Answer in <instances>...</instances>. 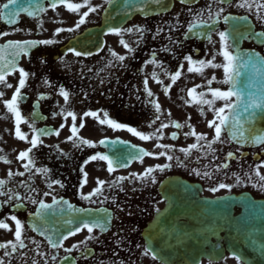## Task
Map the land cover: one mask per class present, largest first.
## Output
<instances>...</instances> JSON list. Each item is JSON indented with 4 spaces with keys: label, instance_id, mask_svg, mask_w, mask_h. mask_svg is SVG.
<instances>
[{
    "label": "flooded vegetation",
    "instance_id": "obj_1",
    "mask_svg": "<svg viewBox=\"0 0 264 264\" xmlns=\"http://www.w3.org/2000/svg\"><path fill=\"white\" fill-rule=\"evenodd\" d=\"M4 2L6 0H0V3ZM241 2L250 4L251 8L237 6ZM67 3H81L84 6L78 12H72L67 10ZM106 4L105 0H87V3L85 0H66L65 4L57 7L55 11L49 4H46L47 11L38 19L21 16L19 23L13 27L7 26L0 20V33H9L0 36V43L49 39L55 41L50 45L40 44L39 50L27 57H22L20 61L19 68H23L29 75L25 77V87L21 89V96L25 98L18 99V110L21 113V121L18 124L14 114L6 109L4 101H10L16 91L20 79L19 72L6 76V83H0V91L4 92V96L0 98V149H2L0 157L11 161L9 164L0 159V179L6 181L4 191L11 189L13 192H19L21 196H30L32 199L46 203L53 201L52 197L55 196L56 199H69L71 203L84 208L107 207L114 211V223L109 232L100 233L94 230L91 234L93 238L85 245L80 243L89 236L87 230L84 229L65 240L62 248L54 249L28 227V217L37 209L38 203L32 204L24 200L21 207H17V203L21 202L16 201L11 204L0 203V221L7 223L11 229L10 231L0 229V244H8V242L17 244L15 251L10 246L0 248V261H4V264H34V262L45 264V261L47 264H158L152 259L143 231L149 225L150 220L167 206L161 184L168 178L179 177L200 185L197 193L191 191L189 196L192 199L210 200L247 193L255 200H264V190L261 188L259 177L255 175L257 167L264 164V146L243 149L231 143L223 132L220 141L212 144L210 148L207 146L215 135L214 128L210 129L208 122L216 120L219 123L215 110L224 106L225 103L221 99L212 97L211 91L223 90L225 86L223 81L226 79L224 66L227 63L219 64L220 67L215 73L195 74L197 72V70L194 72L195 69L203 65H191L194 71L189 73L187 69L190 65L185 59L191 56L194 61H206L207 46L219 39L217 33L225 29L221 22L222 17L218 22L215 16L211 20L208 19L209 4H212L213 13L223 7L225 10L222 15L248 16L256 29L264 32V8L257 7V5L264 4V0H233L229 5H220L214 3V0H202L197 6L191 8V12L190 8H181L177 15L171 16L170 20L165 21L166 18L148 22L139 20L129 25L125 30L131 29L132 31L110 36L105 48L95 56L89 58L60 56L59 47L83 30L96 25L98 22L94 21L98 19L99 12ZM89 5L97 10L90 12ZM85 12L89 14L85 17V23L79 28L72 32H61V38L47 37L51 30L57 28H75L77 21ZM197 12H202L203 16H197ZM193 17L197 23L206 22L217 26L208 44L198 40H184L188 23L193 20ZM137 28L144 29V32L142 34L137 32ZM157 29L161 30L159 35L156 34ZM121 40L129 45L131 52L121 46ZM249 46L253 47V44L250 43ZM259 50L264 55V45ZM113 51L119 56H126L127 59L123 62L119 61L112 55ZM153 59L156 63H147ZM58 61H63L66 66L71 65V67L89 66L96 67L99 71L106 69V73L100 76L93 75L88 81L78 80L69 73L52 74L51 66ZM181 64L184 65L181 77L171 86L166 95L163 86L171 84L169 74H174ZM218 70L220 73L217 72ZM153 72L163 81V85L152 79ZM145 78L148 79V87L154 94L151 98L144 91ZM84 83L87 84L84 85ZM6 84H11L13 87L8 88ZM60 87L70 93L67 103L58 94ZM193 88L196 89L193 94L196 99L214 101L211 108L208 104L196 103L188 95L189 90ZM200 93H206V95L201 97ZM41 95L47 98L38 101L37 108L40 114L34 118L33 105L37 103V97ZM72 98L75 99L72 100ZM156 98L161 107L159 114L150 102ZM61 110H64L65 115L67 111H73L76 114L79 138H82V130L104 135L103 137H114L115 129L124 130L126 132L124 139L145 147L149 152L156 154L162 151L167 152L173 155L174 159L169 161L164 156H159V158L147 156L143 162L140 161L131 168L133 171H129L124 176L126 179L118 180L119 177L109 173L98 159L90 160L91 156L98 153L93 147L91 149L87 145L80 144L76 137H73V140L67 139L72 135L70 128L73 122L71 117L65 119L60 114ZM88 111L99 113V120L105 119V113H107L109 119L124 127L117 129L107 123L101 124L96 118L84 116V113ZM169 112L171 115L168 114ZM157 115L160 117L159 120L152 124L151 122ZM36 118L41 120L40 125L35 124L36 129L53 127L59 130V136H54L56 140L52 145L46 141L53 137L40 139L42 144L34 148L29 156L33 165L26 170L22 165L27 163L28 159L19 161L17 155L22 151L23 145H30L27 141H30L35 133L29 124ZM81 122L84 125L82 128L80 127ZM174 122L181 123L183 127L176 129L173 126ZM165 123L169 127L163 128L162 132H157L156 129ZM189 124L193 126L196 134H206L207 138L197 142L194 136L186 137L185 133L192 131V128L188 127ZM17 127L22 134L26 135L27 140L16 138ZM129 127L145 135H162L163 139L152 138L143 141L132 135L127 130ZM173 132L177 134L178 139H170ZM84 139L91 141L87 135ZM68 144L75 149L71 152H63L62 147H67ZM157 144L171 146V150L158 148ZM193 144H197V148L191 149L187 155L179 150L187 149ZM50 146L53 147L52 151ZM230 152L233 153L234 158L226 159ZM177 158L179 163H177ZM225 163L229 165L227 169L223 168ZM164 164H169L170 167L163 171H154L150 177L138 179L133 175L144 173L148 167ZM37 169H48V171L37 172ZM9 170L13 173L12 177L8 176ZM259 171L261 175H264V167H260ZM17 172H23L24 175H15ZM197 172L200 174L197 175ZM205 172L208 173L207 176L204 175ZM152 177L155 178V183L152 182ZM237 178L240 179L238 184L236 183ZM97 179L106 182L103 186V194L92 198L95 203L81 199V194L87 195L97 186ZM113 181L116 183L113 184ZM221 183L230 186L231 190L227 188L218 191L210 190L218 188ZM21 185L24 186L21 187ZM171 189L176 191L182 188L174 186ZM45 192H49L50 195L44 196ZM184 192L186 194V191ZM104 197L108 199L104 200ZM5 199L6 197H0V201ZM189 203L195 205L199 202ZM244 212L241 204L235 208L237 217ZM199 214L205 215V212ZM11 215H16L21 221V240L25 245L23 248L19 247V242L15 240V222L9 218ZM179 221L182 225H187V221L183 219ZM200 236L203 239L207 237L202 234ZM209 240L220 242L219 245L221 243L225 245L226 242L225 234H220L218 238H209ZM73 245H78V248L73 249L72 252L64 251L65 248H72ZM145 250H148V255L144 254ZM53 256L56 257L55 260L52 259ZM201 264H238V261L231 253L225 251L220 261L204 260Z\"/></svg>",
    "mask_w": 264,
    "mask_h": 264
},
{
    "label": "snow or ice",
    "instance_id": "obj_2",
    "mask_svg": "<svg viewBox=\"0 0 264 264\" xmlns=\"http://www.w3.org/2000/svg\"><path fill=\"white\" fill-rule=\"evenodd\" d=\"M66 0H50V4H51V8L53 11H55L56 7L60 4H65ZM154 3L159 4L160 0H153ZM181 3L183 4H192L195 2V0H180ZM85 3H87V0H85ZM105 3L109 4L110 6L113 4V0H105ZM214 3L220 4V5H229L230 4V0H214ZM67 10L72 11V12H78V10L84 6V4L81 3H67ZM129 6H133V5H129ZM239 7H248L251 8L250 4H246V3H238ZM258 8H264V4H260L257 5ZM97 9L95 7H91L89 5V11L90 12H95ZM140 12H144L145 8L144 7H140L137 9ZM224 8L221 7L218 11H216L215 13L212 12V4L208 5V19L211 20L213 19V16L216 17L217 22L219 21V19L222 17L223 21L225 24H229L230 21L233 19L231 16H227V15H222L224 12ZM39 11L41 12H46L47 9L46 8H39ZM189 11L191 12L192 9L190 8ZM21 12L27 13L28 16L30 17H34L35 13L33 11H31L29 8H24V7H20L19 6V0H6V2L4 3H0V20H2L3 22L7 23V24H16L18 23V21L16 20V17L20 16ZM88 12L83 13V15L81 16V18L77 21L75 28H57L54 31V35H59L61 32L64 31H69L72 32L74 31L76 28H79L80 25H82L83 23H85V17L88 15ZM197 16H203L202 12H197L196 13ZM259 17V14H258ZM241 19H244L243 17ZM201 28H212L211 24H207L206 22H201V23H197L195 22V17H193V20L190 21L188 23L187 26V33L188 35H186V39H190L191 38V34L195 33L196 35H200V33L196 30L201 29ZM17 31H19V29H17ZM112 33L119 35L121 33V31H132L131 29L128 30H122L120 28H113L110 30ZM137 32H140L141 34L144 32V29L141 28H137L136 29ZM160 29H157L156 34L159 35L160 34ZM9 33H0V36L3 35H8ZM222 45V55L224 57V59L228 62L227 65L224 66V72L226 74V79L223 81V83L225 84H230L231 88L229 90H212L211 91V96L215 97L217 99H221L223 100L224 106L218 108L215 110V115L218 117L219 123L216 122V120L213 121H209L208 122V127L210 129L214 128V139L207 145L209 148L211 147L212 144L220 141L221 139V134L223 129L228 126L229 121H231V124L233 126H235L237 128V130L239 131V135L240 137L247 142L249 139L252 141L253 144L259 146V145H264V134H256L255 132V123H256V118H257V112L256 109H260L262 113H264V96L261 97H249L248 101L246 103H244V98L242 96V93L240 90H238L237 85H236V80L234 79L233 75H229V71L230 68L234 67V62L236 61H240L241 62V66H243L244 64H249L251 65L253 62L251 60L250 57L245 58L244 55H237V56H233L232 53L228 50V38L229 36H232L233 38V42L236 44L237 47H239L238 45V38L240 35H242V33H240L238 31V29L236 28L235 25H233V30L231 32H223L220 31L217 33ZM206 36V38L209 40V42H211V35L205 33L204 34ZM256 36H261L264 35V33H255ZM142 38V37H141ZM55 43V41L49 39V40H43V41H16V42H8L7 44L0 46V83H6V74H13L15 71H18L20 74V79L18 81V85L16 86V91L14 92L13 96L11 97L10 101H4L5 107L6 109L13 113L15 116V120L17 122V124L21 121V113L18 110V99H24L25 97L21 96V89H23L25 87V77L29 75L28 72H26L23 68H17V64H16V59L21 55H28L27 49L28 48H34L37 46V44H41V45H50ZM138 43V42H137ZM173 43H175V41H173ZM120 44L122 47H124L128 52H131L132 49L129 47V45L127 43H125V41L121 40ZM7 49H13V59L12 60H5L4 57V52ZM69 52L73 53L75 56L80 57V56H87V55H91L90 52H83L80 50H77L75 48H69L68 49ZM112 55L115 56L119 61L123 62L124 60L127 59L126 56H119L117 53H115L114 51L112 52ZM186 61L188 62V64L190 65L187 69V71L189 73L194 71V68L191 67V65L193 64H200V65H204L206 63L205 60H196L194 61L192 59L191 56H187L185 57ZM214 59V56H213ZM147 63H156V61L153 60H149ZM207 63L212 66V67H220V65H212L211 61H207ZM111 66V65H109ZM184 65L181 64L178 66L177 70L174 72V74H169V78L171 81V84L169 85H164L163 86V90L165 92V94L167 95L171 89V86L174 85L176 83V81L181 77L182 71H183ZM7 70V73L6 71ZM239 73L236 72L235 76H238ZM152 79L158 83V84H162L163 85V81H161L157 74L155 72L152 73ZM214 80V77L212 78ZM144 84V91L146 92L147 96L149 98L153 97V93L152 91L149 89L148 87V79L145 78L143 81ZM6 86L8 88L13 87V85L11 84H6ZM200 87V86H197ZM196 92V89L193 88L191 90H189L188 95L190 97L193 98V100L196 103H205L208 104L209 107L211 108V106L213 105L214 101L213 100H198L196 99V97L193 95ZM58 94L64 99V101L67 103L69 101L70 98V93L68 91H66L63 87L59 88ZM204 95H206V93H200V96L203 97ZM4 96V92L0 91V98H2ZM235 97L236 99V103H232V98ZM47 97H44L43 95L38 96L37 97V103L33 105L34 108L38 107V101L41 99H46ZM139 99V97H137ZM153 104V107L155 108V111L157 114H159L161 112V107L158 103V98H156V100L154 101H150ZM244 103V107L241 108L240 104ZM251 110V111H250ZM229 113L230 115H225V113ZM62 116H64L65 119H67L68 117H71L72 120V126L70 128V132L72 133L71 136H69L67 139L68 140H73V137H76L77 140H79L80 144H84L87 145L88 147H95V143L88 141L86 139H82L79 138L77 135V125H76V120H77V116L73 111H67L66 115L64 110H61L60 113ZM169 115H171V113H168ZM55 115V114H54ZM201 115H203V112L201 111ZM37 116V113H33V117L35 118ZM84 116H91L93 118H96L99 120V113L97 112H92V111H88L86 113H84ZM244 123H242V118H245ZM159 115L156 116V118L151 122L152 124L156 123V120H159ZM262 119H264V115L261 116ZM188 120H191V117H188ZM81 121H83V117H81ZM99 123L104 124L107 123L109 126L113 127V128H117L120 129L122 127H124L123 125H120L119 123H115L113 122L111 119H109L107 117V113H105V119L103 120H99ZM245 123H247L249 125L248 129H245ZM83 122H81L80 127L82 128ZM176 129H180L183 127V125L179 122H174L173 125ZM29 127L32 128L33 132L35 133V135L33 136V138L30 141H27L31 144V147H29L27 150L25 151H21L18 153L17 155V160L19 161H25L26 158L28 159L27 163H24L22 166L28 170L30 168V166L33 165V161L29 158L30 153L32 152V150L34 148H37L39 146V144H42V140H40L41 136L44 135H48L49 132L47 129H36L35 128V119H33V122L29 124ZM63 127V125H62ZM149 127H151V124H149ZM169 127L168 124H161V126L159 128L156 129L157 132H162L163 128H167ZM189 128H192V131L190 133H185V136L187 137L188 135L194 136L195 139L197 140V142L201 141V140H205L206 134H196L195 130L193 128V126L191 124L188 125ZM127 130L132 133V135L138 137L139 139L143 140V141H148L149 139L155 138L157 140L163 139V136H154V134L151 135H145L142 134L141 132L137 131L134 128H127ZM247 131L248 135H245V132ZM56 136H59V130H55L54 133ZM16 138H18L19 140H27V137L25 134H22L19 130V127L16 128ZM170 139L172 140H176L178 139V136L175 132L172 133V135L170 136ZM106 141L101 140L100 144H105ZM111 143L115 144V143H126L124 141H111ZM79 146V145H78ZM197 144H193L190 145L187 149L185 148H181L179 149L181 152L185 153V155H187L191 149L193 148H197ZM130 147L135 148L136 146L134 145H130ZM156 147L160 148H167L169 150H171V146H167V145H160L157 144ZM0 151H2V149H0ZM136 152L138 155V158L141 159V162H143V156H153L155 158H159V156H164L166 157L167 160L171 161L174 159L173 155H169L167 152H160L158 154L154 153V152H148L145 151L142 148H136ZM233 157V153H228L226 159H232ZM0 159L3 160L4 163H11L10 160H7L6 158H2L0 157ZM100 160V161H104L107 163V170L109 173H112L115 170L116 166H119L120 163H123L124 166H127V161L126 159H123L121 157H117L115 160L110 158L107 155H103V154H99L97 153L96 155H93L90 157V160ZM177 163H179V160L177 158ZM170 167L169 164H164V165H156L155 167H148L145 169L144 173L142 174H133L135 175L138 179H144L146 177H150L152 175V173L154 171L160 170L163 171L165 168ZM229 167V165L227 163L223 164V168L227 169ZM260 167H264V164H261L257 167L256 171H255V175L259 177V180L261 182V188L262 190H264V175L260 174L259 168ZM47 172L48 169H37V172ZM193 171H196L195 169H193ZM200 173L197 172V175H199ZM15 175L18 176H23L24 173L23 172H17L15 173ZM87 174L85 173V176ZM205 176L208 175L207 172L204 173ZM8 176L12 177L13 173L11 170H9L8 172ZM118 180H124L126 179V177H119L117 178ZM249 179H251V177H249ZM152 182L155 183V178L152 177ZM59 183V182H57ZM86 183V180H85ZM106 182L97 179V186L91 191L89 192L87 195L81 194V199L95 203V201L92 199L95 196L98 195H102L103 194V186ZM113 184L116 183V181L112 182ZM236 183H240V179L237 178ZM5 184L6 181L3 179H0V197H6V199L4 201H0V203L2 204H11L12 202L16 201V202H21V203H17V207H21L22 206V202L24 200H27L29 203L32 204H39V209L33 213L32 215H34L36 218H38L39 220L43 221L46 219L45 217V213L47 210H50L53 208V205H57L60 203H64L67 205V208L69 210H74L73 205L68 204L67 201H58L56 199L55 196L52 197L53 203L52 204H47L42 200H38V199H32V197L30 196H21V194L19 192H13L11 189H8L7 191H4L5 188ZM24 185H21V187H23ZM49 187H51V185H49ZM222 188H227L229 191L231 190L230 186L226 185V184H219L218 188H213L210 189L211 191H218L219 189ZM34 191V189H33ZM44 196H49L50 193L49 192H45L43 193ZM107 197H104V200H107ZM103 202V201H101ZM84 212H86L87 210H83ZM96 212H100L101 210L96 209ZM157 212H159V209H157ZM12 221L15 222V233H14V237L15 240L19 242V247L23 248L25 247V245L23 244V241L21 240V221L17 218L16 215H11L9 217ZM67 224L69 225H75V227L70 228L67 234H63L60 237L53 239L52 236L47 235L48 229L45 228L43 231H41L39 228H37L35 225H32V230L33 231H37L39 232V234L41 236H44L45 239L47 240L48 244L51 246V248L54 249H59L63 247V241L67 240L69 238V236L71 235H76L78 232L86 229L87 232L89 233V236L86 237L85 241H81V244H87V242L89 240H91L92 237V233L94 231V229H99L101 233H103L107 226L111 223V218L106 214V210H104V214L103 215H91V216H83L81 215V217H73L71 219H67L66 221ZM0 229H6V230H11L9 228V225L5 222L0 221ZM33 243H36L35 241H33ZM11 247V249L13 251L16 250L17 248V244L16 243H12V242H8V244H0V248H8ZM78 248V245H73L72 248H65L64 251L65 252H72L73 249ZM6 255L8 254L7 252L5 253ZM145 255H148L149 252L148 250H145ZM40 255H43V253H40ZM233 256L235 259H237L238 264H246V262L244 261L243 257L240 256L237 253H233ZM158 257L154 254H152V259L156 260ZM53 260L56 259L55 256L52 257ZM65 259L67 260L68 257L66 256ZM0 264H4V261H0ZM35 264V262H34ZM45 264H47V261H45Z\"/></svg>",
    "mask_w": 264,
    "mask_h": 264
},
{
    "label": "water",
    "instance_id": "obj_3",
    "mask_svg": "<svg viewBox=\"0 0 264 264\" xmlns=\"http://www.w3.org/2000/svg\"><path fill=\"white\" fill-rule=\"evenodd\" d=\"M180 1V0H179ZM196 1V0H195ZM172 0H160L159 4L153 2V0H116L113 4L108 6L106 11L102 17V25L99 28L90 30L86 32L83 36L79 37L75 42H73L70 46L72 47H80L82 45L87 46L88 41H92L94 47H99L102 45V38L105 34L110 33L113 28H121L124 26L134 15L139 14L143 17H148L153 15L155 10H165L167 9L166 4L171 3ZM133 5V6H129ZM140 7H144L145 11L140 12L137 9ZM246 23V24H245ZM233 25L236 26L238 31L242 33V35L238 38V45L233 42L232 36H229V40L232 44L234 56L244 55L245 58L250 57L252 60V64H244L241 66L240 61H236V66L234 67L233 76L236 80V85L238 90L241 91L242 96L244 98V103H246L249 97H261L264 96V60L263 58L254 51L242 50V41L246 39L247 36H251L253 39H257L259 36L254 35L253 28L249 22L242 21L240 19H232L230 22V30H233ZM249 25L248 29L246 26ZM69 47V46H68ZM238 72L239 75L235 76V73ZM244 103L240 104V107H244ZM251 111V110H250ZM257 118L255 123V132L256 134H264V119L261 118L264 113L261 112L260 109H256ZM246 117L242 118V123H244ZM249 125L245 123V129H248ZM226 131L229 138L242 146H254L255 144L249 139L245 142L239 135V131L235 126L231 124L229 121L228 126H226ZM245 135H248L247 131ZM104 146V145H103ZM105 147V146H104ZM107 147V146H106ZM108 148L109 154H111V158L114 156H123L125 151V146L121 144H112ZM115 160V159H114ZM123 164V163H120ZM117 166L118 167H122ZM182 184V183H179ZM228 201V199H227ZM231 201V200H230ZM103 215L104 211L96 212V211H86L80 209L69 210L67 209V213L63 214L59 206H53L52 209L47 210L45 213L46 219L41 221L38 218L34 217L32 225H35L41 231L45 228L48 229L47 235L52 236L53 239L60 237L63 234H67L70 228L75 227V225H69L66 223L67 219H71L73 217H81L83 216H91V215ZM110 218V214L106 213ZM229 215V213H228ZM169 217V216H167ZM214 220L208 222L209 227L216 229V233L219 231L225 230V232L229 235L231 240H229V248L233 250H246V251H258L260 256H257V259L252 255H246L242 252H237L240 256L243 257L246 264H254L255 260H263L264 261V223L261 221V225L253 224V220L251 218V214L241 219V221H233L231 215L226 218V220H219L217 217H214ZM235 222V223H234ZM241 222V223H240ZM163 230L169 236V239L174 242V228L171 224L166 223V221H161L159 225L155 228L154 233H159ZM37 232V231H36ZM39 234V232H37ZM173 235V237H170ZM171 240L168 241L169 245L167 246L168 252H174V244H171ZM178 247L184 252H192L196 250L197 242L195 240L186 243V242H178ZM174 257V256H173ZM198 257L194 258H185L178 257L176 260H188L189 262L198 261ZM164 262L171 263L174 261V258H162ZM261 263V262H257Z\"/></svg>",
    "mask_w": 264,
    "mask_h": 264
},
{
    "label": "rangeland",
    "instance_id": "obj_4",
    "mask_svg": "<svg viewBox=\"0 0 264 264\" xmlns=\"http://www.w3.org/2000/svg\"><path fill=\"white\" fill-rule=\"evenodd\" d=\"M134 33V32H133ZM215 56V55H214ZM81 101V100H80ZM83 101V100H82ZM83 135H86V132L85 133H83Z\"/></svg>",
    "mask_w": 264,
    "mask_h": 264
}]
</instances>
